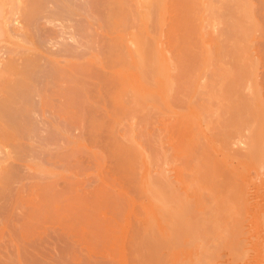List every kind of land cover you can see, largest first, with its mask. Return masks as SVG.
<instances>
[{"label": "bare ground", "instance_id": "6f19581e", "mask_svg": "<svg viewBox=\"0 0 264 264\" xmlns=\"http://www.w3.org/2000/svg\"><path fill=\"white\" fill-rule=\"evenodd\" d=\"M99 2L107 7L102 26L110 33L105 56L69 58L63 63L51 57L47 84H54L55 94L65 98L58 114L67 123L85 121L93 139L106 129L118 164L134 171L140 209L117 208L112 219L102 218V211L82 206L85 199L56 193V207L43 208V178L58 172L37 159L39 153L54 151L26 110L32 92H42L37 80L45 67L35 56L22 62L11 58L0 67L2 203L7 205L17 174L12 164L22 163L34 170L37 181L33 186L37 199L25 212L31 229L50 216L59 222L68 220L70 229L81 225L89 233L92 230L90 245L113 249L109 256L117 264H206L221 240L234 248L240 245L237 213L249 203L248 170L251 165H264V77L258 70L264 49H256L254 39L258 31L264 34V0ZM171 7L174 17L167 24ZM46 9L62 15V28L73 26L74 0H0V36L10 35L15 11L34 25ZM165 25L168 47L161 38ZM25 47L29 50L32 45ZM169 49L176 54L169 55ZM93 66L111 68L98 75L103 86H110L106 95L114 106L108 120L76 111L80 100L82 108L92 105L88 89ZM46 97L50 104L51 96ZM152 112L162 121L157 133L149 128V117H144L142 127L135 118ZM50 123L55 132H64L66 153L80 150L76 147L82 143L72 133ZM119 124H124L123 130ZM165 139L171 141L170 153L162 150ZM235 145L246 151L235 154ZM169 163H177L174 174L168 171ZM153 165H157L154 172ZM68 202L73 206L62 208ZM4 210L9 215L10 210ZM24 256L18 248L16 257L1 255L0 264H33Z\"/></svg>", "mask_w": 264, "mask_h": 264}, {"label": "rangeland", "instance_id": "374dc122", "mask_svg": "<svg viewBox=\"0 0 264 264\" xmlns=\"http://www.w3.org/2000/svg\"><path fill=\"white\" fill-rule=\"evenodd\" d=\"M99 1L74 0V9L77 12L74 20L70 21L73 25L71 28L61 27L59 17H63L55 10L46 9L47 11L36 19L34 25L27 23V19L20 10L15 11V14L11 15L14 20L9 25L10 35L0 36V67L11 58L22 62L28 56L40 58L45 67L41 68L42 76L37 80V86L42 92L33 91L26 105L28 114L33 117L35 125L39 126L38 132L41 130L44 142L53 147L54 151L53 155H49V152L39 153L37 159H40L46 167H54L58 172L55 177L44 176L43 178L42 184L45 185L41 193L43 208L50 210L56 207L53 203L55 193L68 194L85 199L86 202L82 205L84 208L100 210L102 218L112 219L113 211L117 208L140 209L139 195L132 182L134 171L118 164L108 146L109 136L106 129L97 139H93L88 133L89 128L85 121L77 119L70 124L61 118L58 112L65 98L55 94L54 84H47L50 76L47 67L50 66L49 58L51 57L58 58L63 63L69 58L80 61L84 56L91 57L96 54L105 56L104 49L110 33L102 26L107 7L100 5ZM50 6L49 4V9ZM173 17L174 9L171 7L167 24ZM70 33L73 37H69ZM161 38L168 47V25H165ZM254 39L256 49H264V34L258 31L254 34ZM26 45H32V47L28 50ZM168 54L174 56L176 50L169 49ZM104 60L108 61L105 58ZM93 70L95 74L89 78L88 89L92 97V105L89 108H82L83 102L80 100L76 111H82L85 115L101 120H108V114L111 113L114 104L106 95L110 86H103L98 75H102L101 72L108 73L107 71L111 68L106 67L103 71L93 66ZM258 70L260 77H264V61L259 65ZM62 84L63 87L67 86L66 82ZM47 94L51 96L50 104L45 103ZM178 107L186 109L185 106L178 105ZM120 115L122 116L123 113ZM44 116L49 119L48 122L36 121L38 118L42 121ZM144 117H149V128L154 133L162 130L160 116L153 112L145 116L143 113L136 114L138 126H143ZM52 121L59 124L63 131L72 133L73 137L82 143L81 146L76 147L80 150H76L75 154L66 153L68 148L64 132H55L51 129ZM119 127L123 130L124 124H119ZM162 150L171 152L170 140H164ZM232 151L240 155L246 151V147L235 145ZM56 153H61V156L56 157ZM175 164L177 163L167 165L170 174L175 173ZM235 164L237 165V161ZM12 166L17 174L11 181L7 205H3L2 200L5 201V198L0 196V256L10 254L16 257L17 250L20 248L27 261L33 264H117L115 259L109 256L113 253V249L101 247L98 249L90 245L88 239L91 237L92 230L89 233L81 225L70 229L66 224L68 220L59 222L50 216L45 218L38 227L31 229L29 221L25 218V212L37 199L36 190L33 187L37 183L35 172L22 163L12 164ZM156 169L157 165H153L152 171ZM248 172L245 187L249 203L243 205L240 213H237L241 219L242 241L237 248H234L235 246L231 247L221 240L218 245L213 246L215 250L206 264H264V165L259 167L251 165ZM1 187L0 183V193ZM72 206L70 202L62 204V208ZM7 208L10 210L9 215H6L7 210H4ZM128 264L133 263L129 261Z\"/></svg>", "mask_w": 264, "mask_h": 264}]
</instances>
